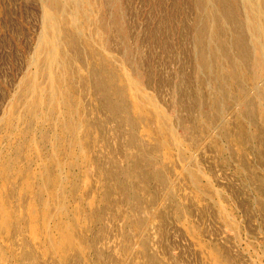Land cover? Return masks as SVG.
<instances>
[{
    "label": "rangeland",
    "instance_id": "1",
    "mask_svg": "<svg viewBox=\"0 0 264 264\" xmlns=\"http://www.w3.org/2000/svg\"><path fill=\"white\" fill-rule=\"evenodd\" d=\"M65 1L0 0V264H264V70L198 0Z\"/></svg>",
    "mask_w": 264,
    "mask_h": 264
},
{
    "label": "bare ground",
    "instance_id": "2",
    "mask_svg": "<svg viewBox=\"0 0 264 264\" xmlns=\"http://www.w3.org/2000/svg\"><path fill=\"white\" fill-rule=\"evenodd\" d=\"M72 1L74 3L76 2L77 3L76 6H78V4L80 2H82L83 0L82 1L81 0H72ZM72 1L70 3H72ZM244 1L246 2L245 4L249 5V7H248V9H249L248 11L249 12L247 11V13H251L252 17H253L252 21H251V18L248 19L249 22H248L247 26L242 21L243 17L241 19L239 17V13L237 14V12L235 10V9H237L236 5L240 4V0H198V2H197L198 3L197 5H200V9L203 6L205 7V5L206 6H211L212 5L213 6L212 8L209 7V9H211V10L207 9L208 7L204 10V12H206V10H209L210 13H208L209 11L207 12L208 14H206L207 15L206 18H205L206 20L202 21V22H204L203 26L201 25L202 27L201 28L199 27V29H198V31L200 30L199 34H201L200 35L201 37L206 35V37H209L208 39H210L209 42H208V45L205 42H203L202 40L199 39V46H198L199 54L198 55H200V57L199 56L198 57L200 58L201 63H203V66L207 70V67H209V62L210 61L207 60L208 58H205V57H207L206 52L207 51L210 52V50H211V52H210L211 54L214 53V54H216V56L218 55L219 56V60H220V61H218V66H217L220 69L219 70L220 71L219 76L221 77L223 75L222 73L224 71H226V69H228V72H229L228 74H229V79H230L229 81L230 82H236V80H237L236 79V76H237L236 74H239V70L238 69L242 70V67L245 66V65L247 67H251L252 69H254V67L257 68L259 66L262 70H264V42L263 43L259 42L260 45L253 44L255 42V40L253 42V39H252V37L250 35L253 43L250 42L249 41V34L247 33L251 28L256 30L257 32L259 31L260 33L264 32V27H263V25H261L262 24L261 23L262 20H264L263 19L264 18V11H261L262 9L261 10L257 9L256 5H255V2H252L251 0H244ZM47 3H48V6H52L53 8L55 7L56 10L57 9L60 10L59 8H62V6L64 5V0H47ZM241 3H243V2H241ZM256 4H259V2H257ZM243 6H245V5H243ZM80 7H82V6H80ZM64 8H65V5H64ZM260 8H261V6H260ZM58 10H57V13H58ZM75 11H77V10H75ZM49 12L47 11V15H46L47 25L50 28H52L53 30L57 31L58 30L57 29V24H56L57 22L54 21V19H53L54 18V16H53L54 14L52 13L53 14L52 15L51 12L50 13ZM54 13H56V12H54ZM245 14H246V11H245ZM245 17H246V15H245ZM203 20H204V18H203ZM258 22H259V24H258ZM230 23H231V25H229ZM248 28H249V30H248ZM47 29H49V28H47ZM53 30L51 32L55 34V31L53 32ZM252 32L254 33V31H252ZM47 36H48L47 40L51 38V37L49 38V35H47ZM54 36H57V35H54ZM261 36H263V35H261ZM45 37H46V33H45ZM45 37L42 40V43H44L46 41ZM254 37H256V36H254ZM260 37H259V39L257 38L258 40H256V42L260 40ZM53 38H51V39H53ZM262 38H264V36ZM67 41L69 42V40H67ZM49 42L51 43V40H49L48 43ZM45 43H47V41ZM45 43H44V45H45ZM204 43L206 44V46H205ZM51 44H49V45H51ZM53 44H54V42H53ZM49 45L47 44V46H49ZM207 46H208V48H210V50H207L204 53V50H206ZM45 50H46V48H45ZM48 51H50V50H48ZM51 53H53L52 49H51L50 53H48V54H51ZM56 54L54 53V56H56ZM77 54H78V52H77ZM79 55H80V53H79ZM50 56L52 57V54ZM80 57H81V55H80ZM47 58H49V57L46 56V59ZM55 58H54V61H56ZM77 58H79V56ZM224 59L227 61L229 67L224 68L225 66L222 63V62L225 61ZM220 65H222V68H221ZM50 70L51 69H49V72H50ZM256 70H258V69H256ZM242 71H244V70H242ZM242 71L240 72L241 75H242ZM45 72H47V71H45ZM210 74H211V72H210ZM257 74H258V72H257ZM216 77H218V76H216ZM216 80H217V78H216ZM237 82H238V80H237ZM218 84H219V82H218ZM237 84H239V82ZM48 86H50V84ZM51 86H53L52 83H51ZM221 88H223V87H221ZM39 91H41V90L39 89ZM51 91H52V88H51ZM55 92H56V90H55ZM55 92L50 94L53 100L56 97L55 94L57 92L56 93ZM44 93H45V91H44ZM39 99H40V97H39Z\"/></svg>",
    "mask_w": 264,
    "mask_h": 264
}]
</instances>
